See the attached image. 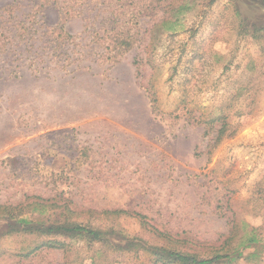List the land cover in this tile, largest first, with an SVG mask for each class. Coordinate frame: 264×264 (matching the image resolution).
Wrapping results in <instances>:
<instances>
[{
    "label": "rangeland",
    "instance_id": "obj_1",
    "mask_svg": "<svg viewBox=\"0 0 264 264\" xmlns=\"http://www.w3.org/2000/svg\"><path fill=\"white\" fill-rule=\"evenodd\" d=\"M260 28L258 0H0V205L70 200L90 228L201 254L255 233L219 264H264ZM7 225L0 264H151Z\"/></svg>",
    "mask_w": 264,
    "mask_h": 264
},
{
    "label": "trees",
    "instance_id": "obj_2",
    "mask_svg": "<svg viewBox=\"0 0 264 264\" xmlns=\"http://www.w3.org/2000/svg\"><path fill=\"white\" fill-rule=\"evenodd\" d=\"M264 2V0H258ZM264 31V28L256 32ZM3 34H0V36ZM255 38H259L255 34ZM1 44V42H0ZM32 202L29 206L18 205H0V219L8 221V233L23 231L28 236L53 237L52 240H46L40 243L37 249L50 247L52 249L61 248L65 243L56 240L57 236L77 237L89 242L105 243L109 248L119 253L140 252L151 258V264H219L220 262H232L241 256L242 248L249 247L259 242L256 234L250 235L245 241H241L235 247L230 245V233L227 237L230 242L222 241L219 247H213L208 254H201L191 250L187 241V236L182 232V236L177 232H163L171 244H152L149 241L138 237H128L114 229L102 230L100 228H90L89 224L80 223L75 217H79L76 211V205L71 208L72 201L66 200L60 202L58 199H41L39 197L28 198ZM125 211H112V214L120 215ZM137 217L143 218L140 214ZM162 232L158 231L157 239L161 237ZM107 237L102 240V237ZM113 238V240H112ZM217 241H212L213 244ZM241 252V253H240ZM93 264H97L94 260Z\"/></svg>",
    "mask_w": 264,
    "mask_h": 264
}]
</instances>
